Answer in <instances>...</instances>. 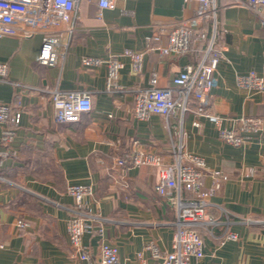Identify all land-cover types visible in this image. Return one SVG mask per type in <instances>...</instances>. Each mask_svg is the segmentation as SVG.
<instances>
[{
  "label": "crops",
  "instance_id": "1",
  "mask_svg": "<svg viewBox=\"0 0 264 264\" xmlns=\"http://www.w3.org/2000/svg\"><path fill=\"white\" fill-rule=\"evenodd\" d=\"M98 1L77 0L75 29L63 36L56 66L40 61L42 34L0 38V63L8 66L0 104L22 115L9 157L1 156L0 124V264H98L104 242L118 248L121 264H160L146 246L172 250L177 210L155 190L158 168L126 169L116 157L138 149L172 163L180 144L229 176L209 199L207 217L213 222L197 229L205 257L192 258L191 264H264V127L236 148L220 139L211 120L193 112L146 120L134 114L135 100L152 78L159 88L171 87L187 65L199 64L215 33L224 57L213 75L214 111L230 120H264V92L237 85L238 76L262 74L264 6L254 11L247 0H215L216 19L202 21L198 0H116L114 9H101ZM186 22L204 35L203 42L194 41L183 56L160 54L169 33ZM156 35L161 41L153 40ZM129 51L144 52L139 74ZM84 58L102 63L88 66ZM111 60L123 65L118 89L108 87ZM57 90L89 94L92 110L78 122L56 123L51 95ZM250 169L258 172L247 176ZM211 183L204 178L205 188ZM71 185L93 189L83 212L67 193ZM75 215L94 229L102 224L103 233L83 237L91 260H82L70 245L67 223ZM19 218L29 226L20 229ZM226 232L238 240L223 241Z\"/></svg>",
  "mask_w": 264,
  "mask_h": 264
},
{
  "label": "built area",
  "instance_id": "2",
  "mask_svg": "<svg viewBox=\"0 0 264 264\" xmlns=\"http://www.w3.org/2000/svg\"><path fill=\"white\" fill-rule=\"evenodd\" d=\"M116 0H99L101 9H114ZM197 18L216 19L215 0H198ZM249 6L258 11L264 6V0H247ZM77 0H0V38L5 36H22L25 38L36 34L43 35L40 61L43 65L56 66L60 60L61 40L65 34L75 29ZM101 18L99 12L96 16ZM204 35L196 33L192 25H184L169 33L168 43L158 48L163 56H183L191 51L194 41L200 43ZM161 41L159 36L153 38ZM136 74L142 72L144 52H127ZM223 48L217 44L214 33L212 39L197 66L187 65L173 79L169 88H159L158 79L153 77L150 88L141 92L134 105V114L140 120H146L151 115L170 118L181 113L193 112L197 116L211 120L220 139L233 147H242L249 136L258 134L264 127L261 117H242L237 120L228 119L214 111L211 92L214 86V73L223 59ZM88 66H99L102 62L95 58H84ZM123 65L116 60L108 62V87L118 89V74ZM8 74V66L0 63V81ZM237 85L242 90L264 92V65L262 74L251 72L237 77ZM195 102L191 107L190 102ZM56 123L78 122L81 115L92 110L91 96L80 92L54 91L51 95ZM21 111L9 104H0V124L2 132V157L12 156V146L15 140V128L21 123ZM232 122L231 127L226 123ZM116 163L126 169L143 166L156 167L159 170V180L155 190L177 210L176 231L173 237L172 250L162 253L154 244H148L146 249L152 253L160 264H191L192 258L205 257V243L197 229L207 223H212L207 217V206L211 196L215 195L229 176L220 170L207 166L205 160L197 155L184 151V147L173 150V162L164 163L162 158L151 152L134 149L125 157H116ZM258 171L250 169L247 176H254ZM211 178V186L205 188L204 178ZM67 193L76 200L80 212L87 209L85 198L93 194L89 185H71ZM187 197V198H186ZM188 197H190L188 199ZM17 226L25 229L29 223L19 218ZM70 245L82 260H91L88 248L83 244L86 234L103 233L102 224L94 229L92 222L84 216L75 215L67 223ZM238 235L226 232L222 239L238 240ZM98 264H121L119 250L116 246L102 243Z\"/></svg>",
  "mask_w": 264,
  "mask_h": 264
},
{
  "label": "trees",
  "instance_id": "3",
  "mask_svg": "<svg viewBox=\"0 0 264 264\" xmlns=\"http://www.w3.org/2000/svg\"><path fill=\"white\" fill-rule=\"evenodd\" d=\"M203 42V41H202ZM202 42H200V43H202Z\"/></svg>",
  "mask_w": 264,
  "mask_h": 264
}]
</instances>
